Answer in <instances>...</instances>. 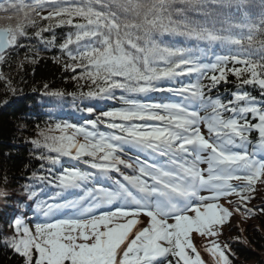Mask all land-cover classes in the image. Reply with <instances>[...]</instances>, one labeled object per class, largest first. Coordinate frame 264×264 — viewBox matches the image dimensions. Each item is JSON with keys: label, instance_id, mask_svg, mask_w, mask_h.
Returning a JSON list of instances; mask_svg holds the SVG:
<instances>
[{"label": "snow or ice", "instance_id": "6c2138e0", "mask_svg": "<svg viewBox=\"0 0 264 264\" xmlns=\"http://www.w3.org/2000/svg\"><path fill=\"white\" fill-rule=\"evenodd\" d=\"M11 6L22 20L0 27V67L23 48L17 75L50 58L74 89L45 82L24 105L18 130L31 129L39 163L11 190L0 170V248L18 264H233L231 245L243 241L226 234L257 217L264 226V0L258 12L248 0ZM69 98L76 122L51 108L42 125L27 121L45 100ZM24 100L0 70V108Z\"/></svg>", "mask_w": 264, "mask_h": 264}, {"label": "trees", "instance_id": "16d2710c", "mask_svg": "<svg viewBox=\"0 0 264 264\" xmlns=\"http://www.w3.org/2000/svg\"><path fill=\"white\" fill-rule=\"evenodd\" d=\"M6 10H0V27L15 26L22 20V16L18 10L11 6V0H3ZM250 9L252 12H258L261 9V0H248ZM179 6V5H178ZM58 37L62 35L60 30H57ZM165 43H177L185 44L182 37H171L165 35L163 37ZM22 44L36 45L35 41L21 40ZM189 46H190V42ZM220 51L219 48L216 49ZM26 50L21 48L18 50L19 55L13 57L10 60V66L4 65L0 67L5 73L9 71L15 76L17 86L23 90L25 100L9 105L8 107L0 108V170L7 173L10 181L9 190L17 188L20 184L25 183L24 177L29 173L25 170L24 166L30 164L32 167L38 166V161H30L29 153L31 145L26 144L25 140L32 138L33 134L31 129L29 131L18 130L19 123L22 122V117L25 113L24 105L31 103L38 96L37 93H33L32 89H39L42 83L47 82L54 89H66L73 91L74 86L69 82V78L64 74L63 69L57 65L52 59H42L35 65H27L19 75L16 74L15 64L22 59ZM44 56L51 57L53 51L41 53ZM234 88L231 83L221 86L218 91L223 92L225 97H228V93L233 91ZM248 90H252L249 86ZM120 93L117 92V95ZM258 95V92H253ZM80 107L84 104H80L79 101L75 102ZM87 106H92L97 111L107 110L112 106L111 102L104 103L101 101H88L85 102ZM54 110L55 120H66L68 122H76L80 118V113L76 112L73 107L71 99H65L63 101H53L45 103L42 106L34 107L32 114L27 116V121L31 125L43 124L49 120L48 109ZM86 115V114H85ZM8 153L9 155H5ZM3 185H0L2 187ZM254 202V201H253ZM259 205V204H258ZM4 210L3 204H0V212ZM32 213H29L31 218ZM254 223L249 226L247 230L240 234L238 230H233L227 233L228 237L241 236L243 242L233 243L231 245L235 256L233 258V264H264V226H262V220L260 217L254 219ZM4 223V218L0 215V224ZM223 241L225 236H221ZM0 264H18L17 259L7 250L0 248Z\"/></svg>", "mask_w": 264, "mask_h": 264}, {"label": "rangeland", "instance_id": "374dc122", "mask_svg": "<svg viewBox=\"0 0 264 264\" xmlns=\"http://www.w3.org/2000/svg\"><path fill=\"white\" fill-rule=\"evenodd\" d=\"M253 203H255V204H260V201L259 200H255ZM255 221L253 220L252 222H251V224H253ZM230 233V232H229ZM227 235V234H226ZM198 245L199 244H202V243H206V241H200V240H197V241H195ZM205 259H209L206 255H205Z\"/></svg>", "mask_w": 264, "mask_h": 264}]
</instances>
